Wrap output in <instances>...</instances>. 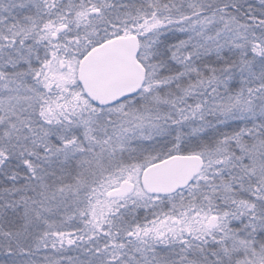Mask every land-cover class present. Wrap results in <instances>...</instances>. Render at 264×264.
<instances>
[{
    "label": "snow or ice",
    "instance_id": "6c2138e0",
    "mask_svg": "<svg viewBox=\"0 0 264 264\" xmlns=\"http://www.w3.org/2000/svg\"><path fill=\"white\" fill-rule=\"evenodd\" d=\"M0 264H264V0H0Z\"/></svg>",
    "mask_w": 264,
    "mask_h": 264
}]
</instances>
